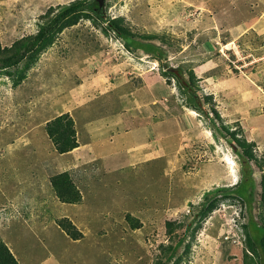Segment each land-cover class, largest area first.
Segmentation results:
<instances>
[{
	"label": "rangeland",
	"instance_id": "374dc122",
	"mask_svg": "<svg viewBox=\"0 0 264 264\" xmlns=\"http://www.w3.org/2000/svg\"><path fill=\"white\" fill-rule=\"evenodd\" d=\"M77 1L92 0H0L5 58L52 28L20 85L0 70V240L20 264H243L251 221L264 222V26L216 27L213 8L235 24L258 0H106L104 21L82 11L56 24ZM110 21L162 60L127 48ZM63 114L82 145L73 168L47 134ZM232 145L249 152L253 203L225 196L187 230L207 192L243 179ZM63 172L80 203L56 197Z\"/></svg>",
	"mask_w": 264,
	"mask_h": 264
},
{
	"label": "trees",
	"instance_id": "16d2710c",
	"mask_svg": "<svg viewBox=\"0 0 264 264\" xmlns=\"http://www.w3.org/2000/svg\"><path fill=\"white\" fill-rule=\"evenodd\" d=\"M82 11H90L91 13L95 14L97 18L104 21V14L101 12V7L97 0L77 1L70 6H64L61 8V11L55 17L54 21L56 24H58L65 20L68 16ZM109 23L110 30H112L113 33L118 36V38L124 41L127 48L134 51H144L147 54L153 55L157 59L162 60V48L153 43H143L139 40L135 41L131 38L132 34L120 27L115 21H110ZM51 31L52 28L50 29L49 27L45 31L40 32L34 39L24 40L25 42L21 43L24 47L23 49H21L22 45L21 48H19V43H17L10 51L14 54L13 57H11L12 59L10 57L5 58V54L8 50L2 48L0 42V70H2V73L11 77L12 80L15 81L16 85H20L25 79V72L35 61L32 53L37 51L39 48L41 52L48 46L51 40L47 39V37L50 36ZM190 90L192 89L190 88ZM195 99H197V96ZM47 134L53 142L56 152L60 155L71 152L79 147L75 123L69 114H63L48 122ZM232 146L235 149L237 155L242 160L244 170L246 171L244 173L245 175L243 179L235 189L229 190L226 188H219L207 192L205 194V201L194 215L192 221L188 224L187 230L194 228V232H196L199 220L206 217L207 214L213 209L214 205L225 196L231 195L232 197L239 198L250 205L253 203L256 195V187L254 186L252 190H250L248 187L246 188L248 184H254L252 183V180H255L253 176V170L250 167L249 152L246 148H242L240 145ZM51 186L56 197L62 203L77 204L82 201V195L68 172H63L53 176L51 178ZM261 200L264 202V196ZM195 224L196 226L194 227ZM251 224V227H253L252 229L255 233L252 236H249L251 237L249 248L252 254L245 255L246 258L245 261H243V264H250L249 261H251L252 264H264V222L263 224H259L252 220ZM61 227L69 235H72L74 239H78V237H76L77 235L72 232V229L75 228L74 225L63 222ZM184 240L185 237L180 239L176 246L171 248L167 256V262L173 260ZM0 264H20L11 249L2 240H0Z\"/></svg>",
	"mask_w": 264,
	"mask_h": 264
},
{
	"label": "crops",
	"instance_id": "0c3cea01",
	"mask_svg": "<svg viewBox=\"0 0 264 264\" xmlns=\"http://www.w3.org/2000/svg\"><path fill=\"white\" fill-rule=\"evenodd\" d=\"M243 1H244L245 5H248L245 2L246 0H243ZM255 4L257 5V8H258V10L256 9L257 12L254 13V9H251L249 12H247L244 15V17L240 18V20L237 23H235V24H233L234 22L231 23V21H230L231 17H233L234 10L231 11L229 14H221V13H219L216 10V8H213L214 18H215V24L219 20V17L220 16H223L220 19H222L223 21H225L224 25L227 26V27L235 26V27H241L242 29L243 28H246V27H251V28L260 27V26L262 27V26H264V0H258ZM231 6L234 8L235 7V4L234 3H231ZM250 7L251 6L248 5V8H250ZM225 15H227V17H225ZM243 20H245V21H243ZM242 22H243V24H242ZM217 26L218 25L216 24V27ZM81 148H82V145L80 144L79 148H76L75 150H73V151H71L69 153L64 154L65 156H69L71 158V163L69 164V165H71L70 168H73L77 164V161H76V159H74V156H78V154L77 155H75V154L77 152H81L82 151Z\"/></svg>",
	"mask_w": 264,
	"mask_h": 264
},
{
	"label": "water",
	"instance_id": "95a60500",
	"mask_svg": "<svg viewBox=\"0 0 264 264\" xmlns=\"http://www.w3.org/2000/svg\"><path fill=\"white\" fill-rule=\"evenodd\" d=\"M101 7V12L104 13L105 9V0H97ZM176 74H178L177 71H175Z\"/></svg>",
	"mask_w": 264,
	"mask_h": 264
},
{
	"label": "clouds",
	"instance_id": "9594fccd",
	"mask_svg": "<svg viewBox=\"0 0 264 264\" xmlns=\"http://www.w3.org/2000/svg\"><path fill=\"white\" fill-rule=\"evenodd\" d=\"M175 72V71H174ZM178 72V71H177ZM177 75H179V73L177 74ZM179 77V76H178ZM75 150V149H74ZM69 153V152H68ZM64 155V154H63Z\"/></svg>",
	"mask_w": 264,
	"mask_h": 264
}]
</instances>
